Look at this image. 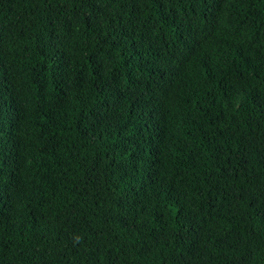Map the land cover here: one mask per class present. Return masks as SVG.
I'll return each instance as SVG.
<instances>
[{"label": "trees", "instance_id": "16d2710c", "mask_svg": "<svg viewBox=\"0 0 264 264\" xmlns=\"http://www.w3.org/2000/svg\"><path fill=\"white\" fill-rule=\"evenodd\" d=\"M0 264H264V0H0Z\"/></svg>", "mask_w": 264, "mask_h": 264}]
</instances>
